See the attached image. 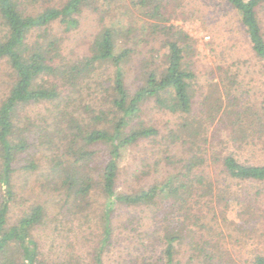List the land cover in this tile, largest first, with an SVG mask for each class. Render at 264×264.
<instances>
[{"label": "trees", "instance_id": "obj_1", "mask_svg": "<svg viewBox=\"0 0 264 264\" xmlns=\"http://www.w3.org/2000/svg\"><path fill=\"white\" fill-rule=\"evenodd\" d=\"M182 1L0 0V264H105L123 241L128 252L119 264H264V163L235 155L264 151L263 87L235 60L217 67V92L194 110L196 41L173 23ZM218 1L236 17L264 86V0ZM110 6L139 16L136 42L147 35L162 48L137 61L133 91L126 80L134 51L117 38L134 25L111 15ZM88 10L102 28L85 55L69 58L65 42ZM90 83L93 93H105L107 107L85 106V121L75 107ZM149 104L174 117V127L162 133L148 125ZM41 107L47 130L33 124ZM43 134L47 149L60 155L44 156L42 199L16 206L17 167ZM150 141L158 144L156 178L119 189L124 157ZM23 163L21 170L37 173L35 161ZM58 237L70 240L60 248ZM42 238L55 258L41 252ZM78 239L91 245L85 258Z\"/></svg>", "mask_w": 264, "mask_h": 264}, {"label": "rangeland", "instance_id": "obj_2", "mask_svg": "<svg viewBox=\"0 0 264 264\" xmlns=\"http://www.w3.org/2000/svg\"><path fill=\"white\" fill-rule=\"evenodd\" d=\"M182 3L184 9L183 11H179V17L174 19L173 23L196 41L197 55L193 60L192 66L196 76L193 83L194 110H201L202 103L208 105L209 100L206 99L209 98L210 91L217 90L213 87V84L217 82V67L230 66L235 60L245 62L243 65V71L245 72V70H249V76H251L255 82L252 84L258 88L263 87L261 91L264 92L263 81H261L262 78L258 74V68L254 61L253 52L233 12L218 0H183ZM109 9L111 10V15H114V13L117 14L114 12L113 6H110ZM126 9L127 8H124L122 11L123 13L117 15L120 21L124 22L125 25H134L132 27L133 33L125 35L123 38L118 37L117 43L120 48H128L134 51L133 57L129 62V65H127L128 76L126 80L127 87L129 90L133 91L138 83L137 80H135L137 68H139V65L136 66L137 61L149 60L151 54L155 57L159 50H161L159 53L161 55L162 48L160 49V44L152 41L151 37H148L147 35L140 34L139 42H136L133 39V37L138 34L140 18L133 12H128ZM101 10H105V8L103 7ZM260 16L264 32V11ZM102 25L103 24L97 13L90 10L85 11L80 28L70 34L65 42L66 48L64 49V54L73 59L85 55L88 44H90L96 32L102 28ZM153 48L154 50H152ZM0 71L2 72L3 70L0 69ZM86 88L84 87L79 106L75 107L77 113L74 115L73 112L72 116H81L86 119L85 121H88L85 113V106L96 107L94 105V103H96L98 106L106 108L107 105L103 104L106 98L105 93H93L95 88L94 83H90L88 90ZM4 90L5 78L2 77L0 78V94H2ZM28 112L35 114L30 111ZM39 112V115H35V117L39 116V118L35 119L33 124H38L39 128H44L45 130L46 125L43 123V117L46 115V111L44 110V107H41ZM144 119L148 125L158 128L162 133L173 128L174 124L177 122L174 117L170 116L168 113L155 110L150 104L145 110ZM51 133V136L57 135V132ZM44 137L49 139L50 136L48 134H43L40 138L34 139L33 145L36 148H32L29 152L30 156L25 157L22 160V163L17 167L18 170L13 179L18 200L16 206L20 203L31 204L34 202L36 195L42 199L43 194H40V186L43 184L41 174L48 170V166L44 162V156L47 155L50 157L54 154L60 155V152L56 153L54 150L50 151L47 149ZM157 147L158 144L156 141H150L143 142L138 147L130 150V153L124 157L120 164L118 178L119 189L125 191L135 190L140 188V185L144 186L145 184L148 185L153 182L156 178L153 173V163L158 157L155 152ZM152 155L155 156L152 157ZM235 155L242 163H264V151H261V149L246 148L239 151L236 150ZM143 159L145 161L144 164L141 163V160ZM24 160L35 161L38 165L37 173L32 175L28 171L21 170V166L26 165L23 163ZM146 173L150 174V176L146 177ZM16 212V210L15 212H12V215L14 216ZM92 226L93 224L89 223L86 227H91L90 229L92 231ZM87 238L90 241V236H87ZM69 240H66L63 237H58L57 242L54 244L61 248V245L65 246L66 242ZM40 241L42 242L41 252L43 254H48V258H51L52 256L55 258L53 253H48L50 241L47 238H42ZM75 246H77L82 254V258H85L91 248L90 243L83 239H78L77 242L75 241ZM125 246L126 245L123 241L121 247L117 246L116 249L111 251V254L108 253L104 263L119 264L120 262H123V259H126V253L128 252Z\"/></svg>", "mask_w": 264, "mask_h": 264}]
</instances>
